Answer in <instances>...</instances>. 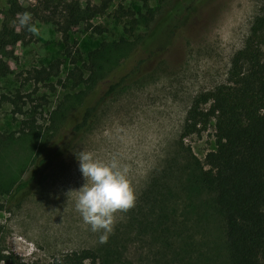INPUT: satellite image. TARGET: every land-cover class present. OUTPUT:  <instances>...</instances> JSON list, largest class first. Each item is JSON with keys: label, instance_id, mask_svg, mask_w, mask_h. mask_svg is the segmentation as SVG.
<instances>
[{"label": "rangeland", "instance_id": "rangeland-1", "mask_svg": "<svg viewBox=\"0 0 264 264\" xmlns=\"http://www.w3.org/2000/svg\"><path fill=\"white\" fill-rule=\"evenodd\" d=\"M17 1L23 9L13 16L9 0H0V29L6 22L19 35L1 56L8 71L0 74V253L19 264L85 249L96 264H229L223 215L201 180L215 120L189 113L227 82L264 0H148L149 25L136 21L142 0ZM75 1L82 20L64 32ZM23 13L35 33L18 24ZM97 102L89 126L75 131ZM209 104L199 103L197 113ZM81 151L127 166L136 196L103 244L75 210ZM35 169L29 187L16 192Z\"/></svg>", "mask_w": 264, "mask_h": 264}, {"label": "trees", "instance_id": "trees-1", "mask_svg": "<svg viewBox=\"0 0 264 264\" xmlns=\"http://www.w3.org/2000/svg\"><path fill=\"white\" fill-rule=\"evenodd\" d=\"M142 2L144 10L136 14V21L149 25L154 20L155 8L149 5L148 0ZM78 5L79 2L75 1L68 10L67 26L59 27L64 32L82 20ZM22 9L17 0H9L8 13L14 16ZM98 12L100 10L93 11L90 16ZM18 41L16 29L9 23H2L1 75H6L8 71L2 57ZM90 56L91 73L97 76L100 68L96 65L102 53L96 50ZM50 66L58 69L60 61ZM43 72L38 71V74ZM126 79L127 76L112 83L106 95L115 92ZM208 102V109L197 113L198 104ZM97 108L98 102L86 107L73 129L80 131L87 128ZM189 114H199V121L215 120V148L205 156L206 168H202L201 180L203 185L214 190L215 205L223 215L229 264H264V7L243 48L232 57L227 82L200 96ZM38 173L39 169H35L32 178L19 182L15 191L29 187ZM97 259L93 251L85 249L65 253L48 264H83L86 260L96 264ZM0 264L19 263L12 254L0 253Z\"/></svg>", "mask_w": 264, "mask_h": 264}, {"label": "clouds", "instance_id": "clouds-1", "mask_svg": "<svg viewBox=\"0 0 264 264\" xmlns=\"http://www.w3.org/2000/svg\"><path fill=\"white\" fill-rule=\"evenodd\" d=\"M18 24L30 32H36L29 13L21 14ZM76 160L84 183L76 190L75 210L89 230L99 234L98 242L106 243L116 214L126 212L135 203L129 170L116 158L102 161L94 158L90 152L81 151Z\"/></svg>", "mask_w": 264, "mask_h": 264}]
</instances>
